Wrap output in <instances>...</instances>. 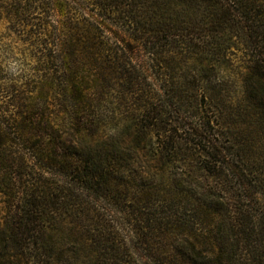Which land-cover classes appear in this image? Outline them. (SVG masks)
I'll return each instance as SVG.
<instances>
[{
    "label": "trees",
    "instance_id": "1",
    "mask_svg": "<svg viewBox=\"0 0 264 264\" xmlns=\"http://www.w3.org/2000/svg\"><path fill=\"white\" fill-rule=\"evenodd\" d=\"M0 264H264V0H0Z\"/></svg>",
    "mask_w": 264,
    "mask_h": 264
}]
</instances>
